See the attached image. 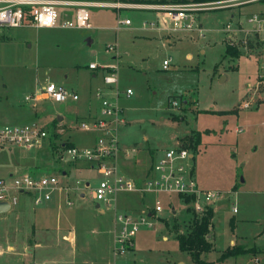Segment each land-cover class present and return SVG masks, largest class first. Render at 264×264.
Listing matches in <instances>:
<instances>
[{
    "label": "rangeland",
    "instance_id": "374dc122",
    "mask_svg": "<svg viewBox=\"0 0 264 264\" xmlns=\"http://www.w3.org/2000/svg\"><path fill=\"white\" fill-rule=\"evenodd\" d=\"M89 12L90 30L0 29V125L34 122L46 132L38 146L0 151V176L48 174L59 187L47 204L29 209L30 200L20 196L18 206L0 215V264L43 263L49 254L55 255L50 264H193L176 237L189 233L192 213L202 217L195 202L172 193H128L96 208L92 192L101 175L67 159L69 147H92L103 135L80 128L82 117L96 111L98 117L102 98L122 110L119 147L135 150L132 159L119 155L122 172L137 171L143 179L150 154L177 146L194 153L199 187L217 193L203 206L213 211L207 240L215 251L201 253V259L225 264L241 256V264H264V3L195 11L178 24L166 20L168 29L163 12L122 11L120 19L130 20V26L118 31L113 10ZM72 15L73 9H63L65 20ZM254 16L257 22L249 23ZM186 23L191 29L182 28ZM227 25L231 34L223 32ZM226 45L237 50L236 57L225 56ZM91 63L98 65L95 71L88 69ZM111 69L118 83L105 88L103 77ZM48 84L75 92L78 100H35ZM127 90L132 95L126 96ZM126 213L146 224L117 251V219ZM29 239L38 246L27 255L22 245ZM8 245L15 247L13 254ZM236 249L254 255L229 256Z\"/></svg>",
    "mask_w": 264,
    "mask_h": 264
},
{
    "label": "built area",
    "instance_id": "2783aa9c",
    "mask_svg": "<svg viewBox=\"0 0 264 264\" xmlns=\"http://www.w3.org/2000/svg\"><path fill=\"white\" fill-rule=\"evenodd\" d=\"M136 0H0V29L33 27L36 29H54L59 26L82 30L92 29L90 23V9L106 8L117 13L115 30L129 27L130 20L120 19L122 11L144 10L163 12L169 21L178 24L188 18V13L206 9L238 7L264 0H223L203 4H174L170 6L136 3ZM220 5V6H219ZM219 6V7H217ZM63 9H73L72 21L65 20ZM159 14V13H158ZM257 16L249 19V23L257 22ZM182 28L191 29L190 23L183 24ZM181 29V28H180ZM224 33H232L230 25L224 28ZM230 33V34H231ZM235 33V32H234ZM230 36V35H228ZM233 39V38H232ZM169 63L164 61L162 68L167 69ZM98 65L91 63L90 71H95ZM261 80L264 84V65H262ZM106 87L117 86L118 78L114 70L107 71L103 77ZM132 95L131 90L126 91V96ZM96 97L101 98L99 94ZM50 98L55 102H65L67 99L78 100V95L66 91L62 87L48 84L34 97L35 100ZM26 100H30L29 97ZM175 105V104H174ZM122 110L117 108L107 99L102 98L98 117L89 121L80 122V128L85 131H99L103 133L97 138L92 147H69L66 157L71 162H84L89 168L96 170L101 175V180L92 192V199L96 205L109 204L117 194L127 193H167L176 194L183 199L196 203L197 212L205 211L203 206L215 199L217 193L199 187L195 175L194 153L177 146L174 149L163 151L154 157L148 166L143 179H134L121 171L119 155L124 159H132L135 150L127 151L119 147L116 125L123 122ZM46 137V132L36 123L23 125H0V151L15 148H33L38 146ZM58 180L52 175L10 174L0 177V203H7L9 210L16 206L19 197H27L35 206L44 205L53 200L58 191ZM206 204H200V201ZM161 211L160 207L155 212ZM234 212H236L234 210ZM121 225L117 251L127 247V241L133 239L134 234L145 219L134 221L129 214L118 215Z\"/></svg>",
    "mask_w": 264,
    "mask_h": 264
},
{
    "label": "trees",
    "instance_id": "16d2710c",
    "mask_svg": "<svg viewBox=\"0 0 264 264\" xmlns=\"http://www.w3.org/2000/svg\"><path fill=\"white\" fill-rule=\"evenodd\" d=\"M187 2L193 4H203V3H213L219 2L223 0H185ZM237 50L233 49L230 45L225 46V56L236 57ZM195 143L198 145L199 137L195 134ZM185 148V147H184ZM189 201L188 199H184ZM192 218L190 221L191 229L189 233L186 235H178L176 237L179 250L181 252L189 253L193 264H207L204 262L200 254L201 253H209L211 251L210 242L207 240V236L209 235V230L212 228V218H213V211L211 209H207L203 212L202 217H196L192 213ZM254 255L252 251H243L240 249H236L233 253H230L229 256H236V255Z\"/></svg>",
    "mask_w": 264,
    "mask_h": 264
},
{
    "label": "crops",
    "instance_id": "0c3cea01",
    "mask_svg": "<svg viewBox=\"0 0 264 264\" xmlns=\"http://www.w3.org/2000/svg\"><path fill=\"white\" fill-rule=\"evenodd\" d=\"M137 1V0H136ZM145 1V0H144ZM166 20H168V18L165 16V15H163V17H161V21H162V23L164 24V27H165V29H168V23L166 22ZM169 21V20H168ZM171 22V21H170ZM180 28H178L177 30H179ZM173 31H175V30H173ZM104 85V84H103ZM104 87L106 88V86L104 85ZM75 93V92H74ZM76 94V93H75ZM98 113V111H96V113H90L89 114V116L91 117V118H89V119H86V118H88V117H82V119L80 120L81 122L82 121H89V120H92L93 118H95L94 116L96 115ZM97 117V116H96ZM72 143V142H71ZM73 144V143H72ZM74 145V144H73ZM8 151H11V150H8ZM150 156H151V160L149 159V162H151L153 159H154V157H156L155 156V154H150ZM136 163V162H135ZM150 165V164H149ZM126 170L127 169H124L123 171H124V173L126 174V175H128L129 177H132V178H134V179H141V178H139L138 176H137V171L134 173L132 170V172H130L129 174L128 173H126ZM135 171V170H134ZM10 174H15V173H9V174H7V175H10ZM63 174L65 175V173L63 172ZM7 175H5V176H7ZM0 177H4V176H0ZM128 194V193H127ZM25 198H27V197H25ZM29 199V198H28ZM30 200V199H29ZM20 202H18V204H19ZM18 204L16 205V206H18ZM25 204H27V206H28V208L30 209V207L29 206H33V207H36L33 203H32V201H27V202H25ZM47 204V203H46ZM23 207L24 208H26V205H23ZM1 215V214H0ZM73 239H74V237H73V235H65L64 236V240L65 241H73ZM35 240H33V239H29L28 241H27V243H25V245H22V247H23V250L26 252V254L27 255H29V253H31V252H34V249L33 248H35L36 246H38V244H36V242H34ZM232 244H235V242H231V245ZM6 250H7V252L8 253H10V254H13V252L15 251V247L14 246H11V245H8L7 247H6ZM213 251H215V249H214V243H213V249H212V251H210V252H213ZM209 252V253H210ZM208 253V254H209ZM252 257V256H251ZM252 258H254V257H252ZM54 259H55V255H48L47 256V258H46V260L42 263V262H39V261H36V260H34L33 261V264H50L52 261H54ZM255 261H257V258L256 259H254ZM240 261H241V256H239V257H237V258H230V259H228L226 262L227 263H225V264H241L240 263ZM210 262V261H209ZM215 262V261H214ZM224 264V263H223Z\"/></svg>",
    "mask_w": 264,
    "mask_h": 264
},
{
    "label": "water",
    "instance_id": "95a60500",
    "mask_svg": "<svg viewBox=\"0 0 264 264\" xmlns=\"http://www.w3.org/2000/svg\"><path fill=\"white\" fill-rule=\"evenodd\" d=\"M91 44V40L88 39V45ZM60 120V118H58V121ZM96 208H99L98 205H96ZM9 211V205L7 203H0V214H4L7 213Z\"/></svg>",
    "mask_w": 264,
    "mask_h": 264
}]
</instances>
